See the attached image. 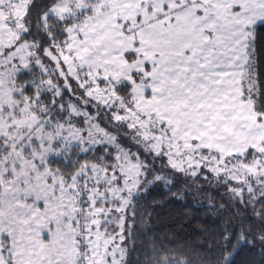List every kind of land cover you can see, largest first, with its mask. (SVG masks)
Listing matches in <instances>:
<instances>
[{
	"label": "snow or ice",
	"instance_id": "obj_1",
	"mask_svg": "<svg viewBox=\"0 0 264 264\" xmlns=\"http://www.w3.org/2000/svg\"><path fill=\"white\" fill-rule=\"evenodd\" d=\"M245 250L264 264V0H0V264Z\"/></svg>",
	"mask_w": 264,
	"mask_h": 264
},
{
	"label": "trees",
	"instance_id": "obj_2",
	"mask_svg": "<svg viewBox=\"0 0 264 264\" xmlns=\"http://www.w3.org/2000/svg\"><path fill=\"white\" fill-rule=\"evenodd\" d=\"M190 214L196 215L197 217L202 216L203 215V209H200V212L197 213L195 209H189L188 210ZM198 223V220L196 222L193 223L192 227H196V224ZM245 259H249V260H259V254H250L247 250H245V252H242L240 257H238V264H242V262Z\"/></svg>",
	"mask_w": 264,
	"mask_h": 264
}]
</instances>
